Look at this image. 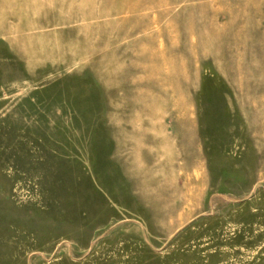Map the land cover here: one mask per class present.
Returning a JSON list of instances; mask_svg holds the SVG:
<instances>
[{
	"label": "rangeland",
	"instance_id": "rangeland-1",
	"mask_svg": "<svg viewBox=\"0 0 264 264\" xmlns=\"http://www.w3.org/2000/svg\"><path fill=\"white\" fill-rule=\"evenodd\" d=\"M0 264H264V0H0Z\"/></svg>",
	"mask_w": 264,
	"mask_h": 264
}]
</instances>
